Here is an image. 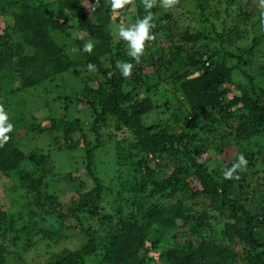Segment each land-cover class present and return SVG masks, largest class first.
Masks as SVG:
<instances>
[{"label":"trees","instance_id":"16d2710c","mask_svg":"<svg viewBox=\"0 0 264 264\" xmlns=\"http://www.w3.org/2000/svg\"><path fill=\"white\" fill-rule=\"evenodd\" d=\"M202 1L206 0H195L199 11L207 7L206 2L202 4ZM16 3L12 4L13 7ZM11 16L15 21L11 34L0 33V89L1 80L8 69L15 71L20 89L26 90L67 72L78 75V69L89 71L87 66L93 64L96 71L92 73L101 76V80L94 89L85 88L83 98L88 99L86 105L94 116L92 131L96 135L95 148L101 147L99 130L110 120L117 133L123 137L116 144L117 162L130 166L141 178V183L128 187L123 184L121 189L135 192L142 198L146 191L147 177L153 174V170L148 166L149 159L158 161L156 165L158 170L166 169L157 192L149 194L155 202L148 205L142 201L135 202L136 213L129 212L124 215L120 208H115L114 213L108 214V211L105 213L106 206L101 202L102 183L92 170L95 148L89 150L86 155V171L94 183V188L81 194L67 209L76 221L74 229L85 237L86 242L75 250H62L45 264H86L90 258H95L97 264H243L241 252L232 254L228 248H220L206 240L200 233L196 234L192 227L195 224L194 216L177 198V195L188 189L192 190L194 196L220 198L223 206L230 205L232 213L239 210L244 215V227L239 229L227 226L225 232L231 230L237 233L247 248L252 249L247 258L248 264H264V238L260 240L255 237L257 229H264V207L261 209L262 215L254 220L249 214L244 213L245 209L237 199L229 198L231 189L236 185L239 187V194L246 197L254 194L264 196V176L260 178L262 180L260 184H250L247 169L253 163L247 162L246 166L237 169L233 174L234 178L225 179L224 173L238 162L236 158L227 165L219 181L199 162L211 142H214L216 149L218 148L217 152H222L224 146L231 141L239 144L264 133V95L258 96L252 87L251 93H247L241 84H234L232 81L234 70L247 66L243 55L224 52L221 60H218L217 51L213 52L197 44L201 38L198 32L192 33L186 28L177 33L178 28L182 27L177 25L168 13L164 14L168 26H159L158 21H153L155 27L152 33L155 39L147 43L146 48L157 43L166 45L171 51L169 63L179 67L175 78L181 93L178 104L183 112L179 115L173 114V120L177 123L181 115H184V119L189 121L199 119L204 121L200 128V137L189 133L174 134L165 128L145 126L142 123V118L152 110L153 104L149 97L137 99L135 93L147 86L142 80L143 68L133 67L131 76L124 78L116 66L120 54L111 53L112 44L108 28L115 17L110 0H58L54 4H39L35 8L24 2L20 9L14 7ZM71 19L75 20L79 35L78 60L64 54L52 35L58 31L66 33L63 26ZM164 28L166 29L162 32ZM160 32L162 37L158 40ZM13 34L21 38L16 50L10 45ZM89 41L94 44L91 53L83 51L85 43ZM257 45L258 42L254 40L244 52L246 57L254 52ZM26 47L29 53L22 56ZM117 49L120 50L121 45L118 44ZM105 57L107 68L103 67L102 62ZM225 59H236L237 63L229 66ZM243 75L252 82L251 76L244 72ZM155 87L153 84L152 88ZM230 88L239 90L240 96L228 98ZM222 121L225 127L220 128L219 122ZM98 124L99 127L96 126ZM51 129L63 131L66 136L74 131V128L64 127V124L52 126ZM8 135L9 141L0 147V174L16 172L21 168L20 180L39 192V187L34 184L35 180H32L22 167L42 165L45 158L43 156L39 158L34 153L25 156L16 147L13 132ZM130 147L134 150L132 153L129 151ZM179 158L185 159L193 169V178H188L187 171L176 163ZM244 158L253 159L248 156ZM236 176L239 178L236 179ZM198 184L201 190H198ZM7 194L12 204L9 212L14 217L19 213V200L14 190ZM47 199L52 207L59 206L55 198L46 195ZM168 200L171 202L167 205L160 203ZM61 209L63 207L59 206L54 212L57 214ZM80 214L96 218L97 227L84 228ZM64 218L65 216H59L61 220ZM13 227L11 221L8 224L3 223L0 236V264H5L6 259L4 242L10 240L16 245L15 242L18 241L17 231H13ZM37 235L43 240H53V236L45 232H38ZM185 236L187 238L184 240ZM147 242H150V247H146ZM151 250H159L156 259L150 256ZM226 253L231 254L234 263H227Z\"/></svg>","mask_w":264,"mask_h":264},{"label":"rangeland","instance_id":"374dc122","mask_svg":"<svg viewBox=\"0 0 264 264\" xmlns=\"http://www.w3.org/2000/svg\"><path fill=\"white\" fill-rule=\"evenodd\" d=\"M15 2L17 3L14 7L20 9L24 2L29 7L35 8L39 4H54L58 0H0V33L11 34L12 32L11 28L15 22L11 16L14 13L12 4ZM205 2L207 7L203 11L197 9L195 0H179L175 7L165 10L157 0V5L150 11L159 26L169 25L164 18V14L168 13L172 16V20L182 27L176 30L177 33L188 28L192 33L201 34L197 44L213 52L217 51L218 60H221L224 52L237 56L243 55L247 66L234 70L232 81L234 84H241L247 93H251L252 87L255 94L262 97L264 95V15L261 14L264 13V6L261 5L260 0H234V2L206 0L202 1V4ZM145 15L147 12L142 0H134L132 5L126 6L119 11L118 15H114L115 19L108 28L112 44L111 53L120 54L117 62H129L134 68L140 66L144 70L142 80L147 86L135 93L137 99L149 97L153 105L152 110L142 118V123L145 126L165 128L174 134L189 133L200 137V128L204 123L202 119L189 121L181 115L179 122L176 123L173 120L172 115H179L183 109L178 104L181 93L175 78L179 67L169 63L171 51L167 49V46L159 43L148 45L145 54L137 64L127 54L125 42L118 37V27L121 23L130 26ZM76 28L75 20L71 19L63 26L66 33L58 31L52 35L64 54L78 60L80 57L77 46L79 35ZM11 36L10 45L13 50H16L17 44L21 43V38L17 34ZM161 37L160 32L158 40ZM254 40L258 42V45L254 52L246 57L244 52ZM118 44L121 45L120 50L117 49ZM28 53L29 49L26 47L21 55L27 56ZM170 58L174 59V57ZM225 60L229 66L237 63L236 59ZM102 62L103 67L107 68V57L103 58ZM78 72V75L71 72L58 75L52 80H45L36 87L26 90L20 89L19 78L12 69H8L1 80V104L8 114V123L13 125L12 132L16 147L25 156L34 153L39 158L41 156L45 158L42 165L32 164L22 167L32 180H35L34 184L39 187V192L20 180L21 168L16 172L0 174V236L3 223L8 224L10 221L14 224L13 231H17L18 234L16 245L10 240L3 244L6 249L5 264H45L62 250H75L86 242L85 237L74 229L76 221L67 209L70 204L78 200L81 194L94 188V183L86 171V155L89 150L95 148L97 142L96 135L92 131L94 116L86 105L88 99L83 98V90L88 87L94 89L97 82L101 80V76L82 68L78 69ZM243 72L251 76L252 82L243 75ZM153 84L156 85L154 89ZM240 94L239 90L230 88L228 98L240 96ZM219 123L220 128L225 127L223 121ZM58 124L74 128V131L66 136L63 131L51 129ZM105 125L99 130L101 147L94 149L92 161V170L103 187L102 205L106 206L105 213L108 211V214L114 213L115 208H120L124 215L129 212L136 213L135 202L142 201L147 205L155 202L149 194L157 192L163 182L166 169L158 170L156 166L158 161L149 159L148 166L153 170V174L147 177L146 191L142 198H139L135 192L121 189L123 184L128 187L141 183V178L133 171V168L117 162L116 144L123 137L117 133L113 122L109 120ZM96 126L99 127L100 124ZM213 143L207 145L206 152L199 160L213 178L220 181L227 165L242 154L253 157L252 160L249 158L246 160L253 163L247 169L250 184L256 185L262 182L260 178L264 176V133L239 144L231 141L224 146L222 152H217L218 148L216 149ZM129 151L132 153L134 150L130 147ZM176 163L187 171L188 178H193L194 171L185 159L179 158ZM197 186L198 190H201L199 184ZM13 190L19 200V213L16 216L20 220L16 216H11L9 212L12 204L7 193ZM46 195L55 198L59 206L63 207L59 213L54 212V209L59 206L52 207L49 199L46 200ZM177 198L194 216L195 224L192 227L196 234L200 233L206 240L220 248H228L232 254L241 252L243 264H248L247 258L252 249L247 248L237 233L231 230L225 232L227 226L239 229L244 227V215L239 210L232 213L230 205L223 206L220 198L194 196L191 189L180 193ZM229 198L237 199L244 207V213L249 214L252 219L255 220L262 215L264 196L259 197L258 194H254V196L246 197L239 194V187L236 185L231 189ZM170 202L171 200L160 201L162 205ZM60 215L65 218L59 219ZM79 216L83 220L84 228L97 227L96 218L84 214ZM38 232L52 235L53 240L41 239L37 235ZM188 236H190L189 232ZM255 237L263 239L264 229H257ZM186 238L185 236L183 239ZM146 247H150V242L146 243ZM158 254L159 250L150 252L153 259H156ZM225 258L227 263L235 262L231 259V254L226 253ZM86 264H97V260L90 258Z\"/></svg>","mask_w":264,"mask_h":264},{"label":"clouds","instance_id":"9594fccd","mask_svg":"<svg viewBox=\"0 0 264 264\" xmlns=\"http://www.w3.org/2000/svg\"><path fill=\"white\" fill-rule=\"evenodd\" d=\"M260 2L261 5L264 6V0H260ZM133 3L134 0H110L111 10L114 15H118L120 10H123L126 6L132 5ZM142 3L147 15L138 19L130 26H126L121 23L118 27L119 39L125 42L128 49L127 54L137 64L140 62V58L145 54L147 43L155 39V36L152 33V29L155 27V24L153 23L154 15L150 10L157 5V0H142ZM178 3L179 0H159L160 6L165 10L175 7ZM261 15H264V13ZM93 48L94 44L89 41L85 43L83 51L91 53ZM116 66L120 69L124 78H129L131 76L133 69L132 63L118 61ZM87 67L90 72L96 71V66L93 64H89ZM8 120V114L5 112L3 105L0 104V147H3L9 141L10 136L8 133L13 130V125L8 123ZM246 165L247 161L241 154L238 157V162L233 164L232 167L224 173L225 179L234 178L233 174L237 171V169ZM235 178L238 179L239 177L236 176Z\"/></svg>","mask_w":264,"mask_h":264}]
</instances>
